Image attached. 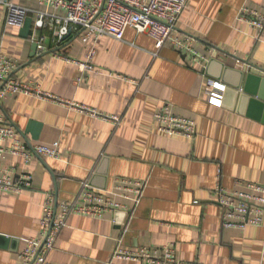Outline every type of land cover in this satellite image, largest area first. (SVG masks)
Listing matches in <instances>:
<instances>
[{
	"label": "crops",
	"instance_id": "0c3cea01",
	"mask_svg": "<svg viewBox=\"0 0 264 264\" xmlns=\"http://www.w3.org/2000/svg\"><path fill=\"white\" fill-rule=\"evenodd\" d=\"M11 1L28 13L23 26H9L0 4V54L17 62L14 81L38 85L51 99H0V120L32 152L14 154L13 141H0V178L32 177L21 193L0 188V264H33L23 253L42 238L50 194L55 205L74 202L84 184L111 190L118 178L146 182L139 205L126 201V209L101 218L71 215L49 264H109L118 247L170 244L185 262L264 264V223L224 228L216 196L217 188L232 191L238 180L264 186V31L241 18L245 8L264 14V0H189L176 35L190 38L191 53L170 43L158 50L153 38L132 28L123 41L83 43L73 33L60 44L57 25L48 20L38 29L36 22L40 14L64 17V11L41 0ZM92 48L94 69L82 71L77 62H86ZM213 81L226 86L222 107L208 100ZM165 104L196 122L193 139L158 131L154 114ZM40 145L56 146L60 157L34 153Z\"/></svg>",
	"mask_w": 264,
	"mask_h": 264
},
{
	"label": "built area",
	"instance_id": "2783aa9c",
	"mask_svg": "<svg viewBox=\"0 0 264 264\" xmlns=\"http://www.w3.org/2000/svg\"><path fill=\"white\" fill-rule=\"evenodd\" d=\"M189 0H41V3L55 10L65 12L64 17H53L47 14L38 16L36 26L42 29L50 21V27L57 25L58 43L70 34L78 35L83 43L96 42L102 37H110L123 41L129 28L138 34H147L155 40L158 50L170 43L179 51L192 52L189 48L190 38L177 37L176 31L182 14ZM7 9L6 24L14 27L23 26L28 10L14 4L11 0H0ZM242 20L250 26L264 31V14L245 8L241 12ZM45 38L36 40L41 53H44ZM95 49L87 53L86 62L79 63L80 70H93ZM18 64L15 60L0 54V99L8 94H25L42 99H51L40 86L24 84L12 79ZM226 86L220 82L208 85L207 96L210 104L222 107ZM81 111L89 112L94 117H103L115 125L121 122L119 116H103L95 110L84 106ZM158 131L167 136H180L193 139L197 135V125L193 119L176 113L175 108L165 104L154 114ZM13 141V153L30 158L32 152L20 143L17 131L0 120V141ZM34 153L58 159L56 146L40 145L32 150ZM32 177L25 175L14 181L9 177L0 178V188L4 191L21 193L31 188ZM146 182L127 178L116 179L111 190H97L84 184L83 190L74 202H61L55 205L54 194H50L43 208L41 218L42 238L33 240L30 248L23 253L24 258L33 264H49L47 257L55 248L58 236L67 226L71 215L101 218L106 213L126 209V201L136 208L144 194ZM217 203L223 210L222 223L227 229L245 230L249 226H261L264 223V186L254 182L238 180L232 191L217 188ZM139 262L141 264H198L185 262L177 257L174 245H166L161 249L143 247L128 250L118 247L112 253L111 262Z\"/></svg>",
	"mask_w": 264,
	"mask_h": 264
},
{
	"label": "water",
	"instance_id": "95a60500",
	"mask_svg": "<svg viewBox=\"0 0 264 264\" xmlns=\"http://www.w3.org/2000/svg\"><path fill=\"white\" fill-rule=\"evenodd\" d=\"M71 35V34H70ZM70 35H68L67 37H65L64 38V41L65 40H67L69 37H70ZM33 51H34V53H36V51H37V44H35V46H34V48H33ZM34 56H35V54H34ZM248 91V90H247ZM227 92V91H226ZM225 92V93H226ZM249 92V91H248ZM225 95V94H224ZM253 96H257L259 99H263L262 98V95L260 94V95H258V93L257 94H253ZM248 97V96H247ZM247 97H241V99H243V98H247ZM261 101H264V100H261ZM251 103L252 104H258V102H257V100H251ZM260 105H262L263 107H264V105L263 104H260Z\"/></svg>",
	"mask_w": 264,
	"mask_h": 264
}]
</instances>
